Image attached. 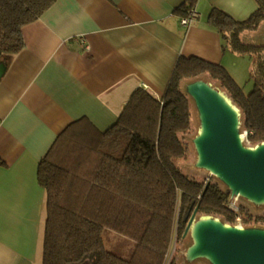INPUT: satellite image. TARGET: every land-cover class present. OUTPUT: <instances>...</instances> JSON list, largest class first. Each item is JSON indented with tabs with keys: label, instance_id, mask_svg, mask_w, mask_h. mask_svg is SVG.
I'll use <instances>...</instances> for the list:
<instances>
[{
	"label": "trees",
	"instance_id": "16d2710c",
	"mask_svg": "<svg viewBox=\"0 0 264 264\" xmlns=\"http://www.w3.org/2000/svg\"><path fill=\"white\" fill-rule=\"evenodd\" d=\"M55 1L0 0V59L25 47L24 28ZM196 1L187 0L175 13L181 19L190 16ZM257 1V9L245 20L218 8L208 17L225 48L253 57L250 93L225 66L180 56L162 97L138 88L108 129L80 119L58 135L38 168L45 190L42 264H175L174 258L168 262L175 229L180 239L185 216L198 204L201 212L236 222L229 191L214 183L205 191V179L179 166L189 155L185 134L193 128L190 103L180 85L184 77L210 75L241 107L248 141L264 140V45L241 39L244 30L256 29L264 20V0ZM0 165H5L1 159ZM239 209L244 222L260 217L264 224V215L255 217L242 204ZM106 230L135 243L129 257L107 248Z\"/></svg>",
	"mask_w": 264,
	"mask_h": 264
},
{
	"label": "crops",
	"instance_id": "0c3cea01",
	"mask_svg": "<svg viewBox=\"0 0 264 264\" xmlns=\"http://www.w3.org/2000/svg\"><path fill=\"white\" fill-rule=\"evenodd\" d=\"M56 0L24 30L25 47L0 59V264H42L45 190L41 159L71 123L111 127L138 88L162 97L180 56L242 74L208 17L247 19L257 0ZM235 76V75H234ZM236 77V76H235Z\"/></svg>",
	"mask_w": 264,
	"mask_h": 264
},
{
	"label": "water",
	"instance_id": "95a60500",
	"mask_svg": "<svg viewBox=\"0 0 264 264\" xmlns=\"http://www.w3.org/2000/svg\"><path fill=\"white\" fill-rule=\"evenodd\" d=\"M262 25L261 21L257 28ZM241 39L264 45L254 44L259 43L255 29L244 30ZM180 86L190 103L193 127L185 141L194 166L205 173V191L214 183L229 191L230 202L242 204L255 217L264 215L242 202L264 206V140L248 141L241 107L210 75L184 77ZM179 166L184 170L180 162ZM199 206L185 216L175 264L180 258L183 264L202 259L209 264H264L263 223H233L223 215L201 212Z\"/></svg>",
	"mask_w": 264,
	"mask_h": 264
},
{
	"label": "rangeland",
	"instance_id": "374dc122",
	"mask_svg": "<svg viewBox=\"0 0 264 264\" xmlns=\"http://www.w3.org/2000/svg\"><path fill=\"white\" fill-rule=\"evenodd\" d=\"M262 22L264 25V20H262ZM263 25L261 26V28L259 27V28L255 29V32L257 34V41L259 43H254V44H260L261 42L264 41ZM240 56H241L240 58H242V60L244 59V61L241 62V64L244 65V67L242 68V74H238V73L236 74V72H233V78L239 84V86L243 89V91L248 94L252 91V89L254 87V82L251 79V75H250L253 57L251 55H248V54L240 55ZM190 156H191V154L189 152V155L186 158L181 159L179 161L180 165L184 169L183 171L186 172L187 174L194 175V176H197L198 178L203 179L205 176V173L198 171V169L194 166V161H192ZM195 169H197V170H195ZM242 202L245 205H247L251 209V211H253L254 213L264 212V206H258L255 203L251 202V200H249V201L243 200ZM230 203L232 206L236 207L235 209H237V211H239L240 215L242 214V216L240 218H238L236 220V222L244 221V215H243V212H241V210L239 209V205L235 204L234 202H230ZM253 219L250 220L251 221L250 223L256 222V221H253ZM104 239H105V243H106L107 248L117 249L121 253L120 255H122L124 257H129L131 255L130 253L133 252V248H134L135 243L127 237L120 236L119 234H117L113 231L106 230L104 233ZM179 246H180L179 232H178V235L176 232V236H175L172 248H171L169 256H168V262L172 261L173 258H175L177 252L179 251ZM178 264H183V261L181 258L178 259ZM193 264H209V263L207 261H205L204 259H202V260L195 261Z\"/></svg>",
	"mask_w": 264,
	"mask_h": 264
},
{
	"label": "built area",
	"instance_id": "2783aa9c",
	"mask_svg": "<svg viewBox=\"0 0 264 264\" xmlns=\"http://www.w3.org/2000/svg\"><path fill=\"white\" fill-rule=\"evenodd\" d=\"M197 16H198V12H197V10H196V8H195V9H193V10L190 12V16H186V17H183V18L181 19V23H182L183 25H189V24L193 21V19H194L195 17H197ZM230 206H231L232 209H234V210L236 211V213H237V219L240 218L241 215L239 214V211H237V209H235L236 207H234V206H232V205H230ZM176 232H177V235H178V227H176V229H175V232H174V239H175V236H176Z\"/></svg>",
	"mask_w": 264,
	"mask_h": 264
},
{
	"label": "flooded vegetation",
	"instance_id": "af4514ba",
	"mask_svg": "<svg viewBox=\"0 0 264 264\" xmlns=\"http://www.w3.org/2000/svg\"><path fill=\"white\" fill-rule=\"evenodd\" d=\"M253 221H256V222H262V218H260V217H256V218L253 219Z\"/></svg>",
	"mask_w": 264,
	"mask_h": 264
}]
</instances>
